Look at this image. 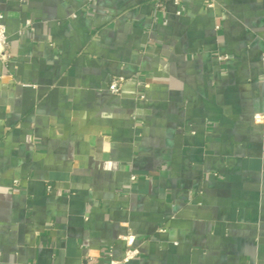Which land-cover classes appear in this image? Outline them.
Here are the masks:
<instances>
[{"label": "crops", "instance_id": "crops-1", "mask_svg": "<svg viewBox=\"0 0 264 264\" xmlns=\"http://www.w3.org/2000/svg\"><path fill=\"white\" fill-rule=\"evenodd\" d=\"M0 15V264H264V0Z\"/></svg>", "mask_w": 264, "mask_h": 264}, {"label": "built area", "instance_id": "built-area-1", "mask_svg": "<svg viewBox=\"0 0 264 264\" xmlns=\"http://www.w3.org/2000/svg\"><path fill=\"white\" fill-rule=\"evenodd\" d=\"M158 7H162L165 0H155ZM0 60L4 64H8L11 61V54L9 51L7 29L4 24V17L0 15ZM123 85V79H114L109 85V91L113 94H119ZM264 121L263 115L255 116V122L261 123ZM135 180V177L132 178ZM125 244V253L122 260L111 259L106 264H129L135 260L139 255L140 251L136 247V238L132 233H127L121 237Z\"/></svg>", "mask_w": 264, "mask_h": 264}]
</instances>
